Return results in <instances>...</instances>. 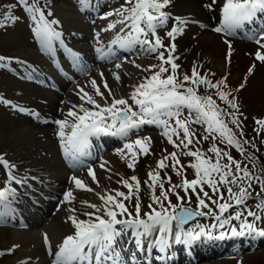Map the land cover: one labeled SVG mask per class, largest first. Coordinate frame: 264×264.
<instances>
[{"label":"snow or ice","instance_id":"6c2138e0","mask_svg":"<svg viewBox=\"0 0 264 264\" xmlns=\"http://www.w3.org/2000/svg\"><path fill=\"white\" fill-rule=\"evenodd\" d=\"M88 2L89 0H79L82 7H87ZM215 2L216 0H213V3ZM19 3L36 23L35 33L46 51L55 53L54 41H59L60 46L64 47V41L61 39L62 33L53 27V25H58L59 21L55 19L49 21L46 18L40 0H31V2L30 0H19ZM169 3L170 0H125L120 9L114 13H108L104 17L107 19V16L115 15L118 19L109 23L102 31H110L120 25L119 32L121 33L111 40L107 52L100 41L99 33L96 35L97 43L100 45L96 48V52L101 58L115 57L116 54L112 51L113 45H118L119 48L127 51H132L135 46L139 45L142 50L148 53H158L157 58L160 61L159 65H150L143 70L151 71L158 68V71L134 85L128 99L116 98L101 74L103 88L108 95L105 96L95 79L91 80L94 95L80 89L78 95L83 103L69 109L66 119L55 120L54 123L58 126V138L65 156H70L76 161H79L80 157L88 155L87 150L91 147L90 138L92 137L104 135L127 138L130 132L139 129L142 125H157L163 129V135L174 148L181 151L183 155L194 158V162L188 167L194 169L195 178L190 181L182 178L179 185L171 184L169 179L170 187L165 189V182L159 172V170L169 167L165 161L171 159L170 167L177 175L183 177L184 172L183 166L177 167L180 165L177 152L169 153L157 163V170L147 174L148 181L145 183L151 190L152 203L148 205L150 211L145 212L142 216L139 196L140 181L136 176L127 179L121 177L117 183L127 189V192L116 189L102 194L97 193L101 204L81 202L83 206L93 209L91 212L82 213L87 219H79L75 215L68 218L74 227V232L63 240L58 251L52 253L49 249L50 254L54 255L53 264H129V260L131 264H140L137 259L139 252L144 251L147 247L149 250L156 248L161 254H164L170 248L169 237L173 235L176 244H183L189 248L194 242L204 239L264 238V228L256 226L257 222L264 221V177L253 176L247 166L242 167L240 161L233 158L228 151L217 147L215 143L207 149V152L212 153L215 157L214 160L199 148L194 151L189 149V146L194 143H200V139L196 138V134L190 126L192 124L206 125L205 132L207 134L202 137L203 140L206 141L209 138L215 140L216 134H218L221 143L234 147L248 160L255 159L246 155L241 141L228 127V123L224 119L225 113L219 108L216 101L211 96L198 94L200 85L218 89L219 99L239 111L234 102L228 101L229 94L219 91L221 86H226L225 80L212 83L205 76H201L194 66L191 76L184 75L183 80L179 81L177 76L179 65L175 63L178 57L173 55L176 50L175 44L173 43L165 49L167 58L164 51H159L163 47V43L157 36V29L169 19L168 14L163 11ZM221 12L222 24L214 31L234 35L237 29L254 21L258 13L264 15V0H225ZM51 15L52 13L49 11L48 16ZM6 19L14 21L16 18L7 16ZM176 22L178 26L173 27L167 33V36L172 40H175L176 36L183 31L182 26L188 23L187 20L181 18H176ZM254 40L260 48L264 49V43H261L264 40V34ZM225 42L228 43V41ZM229 49L231 50L230 43ZM66 50L74 60H80L79 54L71 49ZM230 55L231 51H229V57ZM4 59V57H0V61ZM255 59L264 62V53L257 51ZM115 67L119 69L121 64L117 63ZM136 67L140 66L136 65ZM114 78L119 81V74H114ZM185 84L191 86L185 87ZM96 97H99V100ZM109 97H111L110 103ZM2 102L8 103V101ZM85 104L91 105V107H85ZM134 107L138 111L134 110ZM185 109L188 112L187 116H184ZM227 115L232 117V124L240 126L235 113ZM182 116H184L183 119H181ZM255 123L259 129H264V119H258ZM240 134L243 135L242 132ZM257 134H259V130H257ZM173 137H176V140ZM244 143H248V141H244ZM149 146V138L136 139L134 142L124 144V149L130 156L127 165L130 169H135L138 155L149 154ZM125 158L127 159V157ZM221 161L226 162L222 163ZM0 166L7 172L5 187L0 189V206L8 207L9 197L15 198L17 191L11 187V184L14 182L23 186L27 183V177L17 178L14 175L15 165L4 159L3 156H0ZM101 167L104 168V164H101ZM88 176L99 186L95 171L91 167L88 169ZM70 180L77 190L94 191L75 176ZM254 183L258 184L260 189L256 192L255 197H253ZM205 186L211 190L212 196L204 190ZM221 187L226 189V196L221 191ZM157 188L160 189L159 196L155 194ZM177 188L184 191V197L180 196ZM169 193L176 196L177 204H172ZM190 193L196 196L197 206L195 209L184 206L185 197H187L188 203L191 202ZM213 196L216 198L213 199ZM133 199L136 201L135 214L129 212L128 206L125 204V201ZM249 199H255V210L249 207L247 203ZM63 200L71 204L75 200L73 191H67ZM206 200L215 205L218 211H214L209 203H206ZM165 202H167V206H165ZM153 204L158 205L159 210L153 207ZM203 209H207V211H203ZM230 209H234V212L230 213ZM69 211L75 213L76 209L71 208ZM226 213L230 214L226 216ZM197 217H211L215 223L211 225L197 223L195 227L185 230L183 226ZM173 221L178 229L174 233ZM232 221H238V226H232ZM226 226H228L226 231H218L216 234L217 230L225 229ZM125 237H128L135 245V251L128 252L129 259L122 255V252L128 251L122 243ZM44 240L47 245V235ZM157 259L161 261V264H169L174 257L160 255Z\"/></svg>","mask_w":264,"mask_h":264},{"label":"rangeland","instance_id":"374dc122","mask_svg":"<svg viewBox=\"0 0 264 264\" xmlns=\"http://www.w3.org/2000/svg\"><path fill=\"white\" fill-rule=\"evenodd\" d=\"M186 1L196 5L197 8H200L203 11V14L202 16H199V21H197V23H192L194 25L193 32L188 33L186 26L190 25L185 24L182 26L183 31L176 36L175 40H172L167 36V33L171 31L173 27L178 26L176 18L184 19L183 16L180 15L179 6ZM57 3H59V5L63 4L68 10H70V13L77 18L84 19L86 18L84 14L83 16L79 15V12L74 13L73 10L77 8L79 10H89V6H91L92 9L98 8L100 12H105L104 15H106L108 13L115 12L117 9H120L121 6L124 5L125 0H89L87 7H82V5L79 3V0H57ZM224 3L225 0H216L215 3H213V0H170L168 6L163 10L168 14L169 19L163 26L157 29V36L163 43V47L159 49V51H164L165 57L167 58V52L165 49H167L169 45L173 43L175 44L176 50L173 55L174 57H178V59L175 60V63L179 65V68L177 69L179 81L183 80L184 75L191 76L194 66L201 76H205L212 83H219V81L222 79L225 80L226 86H221L219 91L228 93V101L234 102L238 106L239 111H236L235 109L231 108L228 103L219 99V96L217 95L218 89L207 88L204 85H200L198 94L211 96L212 99L216 101L219 108L222 109L223 113H225L224 119L228 123V127L233 130L236 138L241 141L242 146L244 147L248 145L247 143H244V141H248L251 138L258 141H264V129H259V126L255 123V121L258 119H264V62L256 60L255 54L257 51H261L262 53H264V51L260 49L254 40V38L259 36L258 33L264 34V20L262 21L259 27L260 29L257 32L251 36L246 35L244 38H241L240 36H237V38L236 36L227 35L225 32L217 33L214 31V29L217 26L219 27L221 22V9ZM40 5L45 12L46 18L49 21L53 20L55 16L49 1L40 0ZM209 5H211V7H208ZM49 11L52 13L51 16H48ZM7 16H13L16 19L14 21L8 20L6 19ZM91 17H94V15L92 14ZM256 20L261 21V19L258 17H256ZM257 21L254 19V21L246 23L244 26L253 25L254 27L258 28L259 24ZM92 23L93 21L90 22V25H92ZM35 28L36 23L30 18V14L24 10L23 6L19 3V0H0V57L5 58L3 61H0V156H3L4 159L9 161L11 164H17L18 167L15 169L17 170V173L24 174L25 177L31 178L29 181L35 179L34 181L40 182V184H42L45 188L54 190L55 186L47 182L49 173L46 170L41 171L43 169L36 167L37 165H34L35 163H33V160L30 159V157L35 159H45L47 161L48 159L50 161L53 160V164L56 166L55 162L57 161V145L55 143L59 142L60 140L58 137L51 138V133L53 131L58 133L59 130L58 127H55L56 124L54 121L63 119H61L60 116L56 114H52V117L51 114L47 112V108L43 109L40 105L42 102L46 101L43 99L46 96L52 98V94H49L48 91L34 86L38 91L37 93L41 94L42 97H40L36 96L35 92L33 94L31 92L27 93L24 90H20L22 88H28L33 84L26 80L25 76L27 74L34 77L37 76V74L42 76L41 71L53 72L52 66L47 60L48 57L43 55V51L38 47V37L35 33ZM256 28H254V30H256ZM149 38L154 39L152 37ZM225 41H228V43ZM237 41H239V43H247L250 47L246 45L243 47L241 45H237L235 43ZM229 43L231 44V50L229 49ZM229 51H231L230 57ZM157 56L158 53L145 52L142 55L137 54L133 55V57H128L130 60H133V62H136V64L140 66H135L136 71L134 74L137 80L136 83L133 79H127L126 77L117 81L115 78H113V75H110L108 66L102 65V63H98L97 67L95 66L96 69L94 68V71L90 70V74L92 72H99V69H97L99 67L102 70L101 73L107 81V84L109 85V88L111 89L114 96L116 98L123 97L128 99V95L133 90L134 85H137L145 77H149L153 72L158 71V68H154L151 71L143 70L148 68L150 65H159L160 61ZM91 57H93L92 54ZM209 58H211V60L213 59L214 61H217L219 66H211ZM165 66L169 67L168 65ZM250 69L251 72H249ZM189 86L191 85L185 84V87ZM58 94L59 96L54 99L57 101L53 106L54 111L56 112L57 110L61 109V107L66 106V104V108H68V110L72 109L74 105H78L79 102L82 104L77 94H72L66 89L63 91L58 90L56 95ZM64 94L73 97L72 99L69 97L68 100H63L65 97H63ZM105 94L106 96L108 95L106 90ZM108 99L110 103L111 97ZM36 100L38 103L35 105L31 103L29 104V102ZM2 101H8V103H4ZM129 103H132L130 99ZM84 106L89 108L91 107V105L86 104ZM21 109H23V111H21ZM136 109L137 108L134 107V110ZM228 113H235L236 118L240 122L239 127L231 123L232 117L227 115ZM30 114L34 116V120L37 118L36 121H34L35 124L34 122L31 123L33 125L24 123V126H20L19 118L21 116H25L30 122V119L32 120ZM40 115H47L51 117L50 123L48 124L53 127V131L51 130L48 136H46L45 130L34 128V125L42 124L38 119ZM187 115L188 112L185 109L184 116ZM184 116H182L181 119H183ZM64 119H66L65 116ZM43 124L47 123L44 122ZM22 127H24V129ZM190 127L196 134V138L200 139L199 144L194 143L193 145L189 146L190 150L194 151L199 148L201 151L205 152L207 156L212 157L214 160L215 157L212 153H208L207 149L213 143H215L217 147L221 148L223 151H228L236 160H238V155L243 158L245 157L238 153L234 147H229L225 143H221L218 134H216L215 140H212L211 138L206 141L203 140L202 137L207 134L205 132L206 125L202 126L199 124H192ZM257 130H259V134H257ZM241 132L243 135L240 134ZM95 138L99 140L103 138V136ZM144 138L150 139L149 154L138 155L135 169H130L127 166L130 156L127 150L124 149V144L134 142L136 139ZM173 139L176 140V137H173ZM114 141L115 138L113 136H109L107 139L106 137L102 139V142L108 143L107 148ZM178 142L179 141L177 140V143ZM262 149H264V146ZM52 150L55 151V160L54 156L53 159L51 156ZM174 151L177 152L180 160V165L177 167L179 168L183 166L184 172L183 177L177 175L176 172L170 167L172 164L171 159L165 161L169 167L159 170V172L161 178H163L165 182V189H167L170 187V184L168 183L169 179L171 180V184L179 185L182 182V178H186L189 181L195 178L194 169L188 167V165L194 162V158L183 155L181 151L174 148L173 145L168 142L165 136L162 137L158 131L150 129H137L136 131L130 132L127 138L121 139L120 143L111 145L109 150L100 152L98 155L99 157H96L93 159V161L87 162L84 167H81V169H86L87 166L91 167L95 171L96 178L99 182V190L104 192L116 189L127 192V189L123 188L121 184L117 183V181H119L121 177L127 179L131 176H136L141 185L139 196L141 215L143 216L145 212L150 211L148 205L152 203L150 199L151 190L149 189L148 184L145 183V181H148L147 174L151 171L157 170V163L164 159V157L169 153ZM245 153L247 155V152ZM16 154H18L17 156L20 157V160L16 159L14 156ZM26 156L29 157V160L26 158ZM125 157H127V159ZM221 162L223 163L226 161ZM57 164L59 163L57 162ZM101 164H104V168L101 167ZM88 169L84 170L83 173L80 174L83 177L80 180H83V182L88 187L96 188L97 184L94 183L91 177L88 176ZM59 170L62 171L61 169ZM5 171L6 170L0 166V184L6 181L5 177H7V174H5ZM75 171L77 170L75 169ZM41 176L43 179H40ZM31 188V190L38 189L37 191L40 189L36 185H33ZM253 189L256 191L259 190L255 183L253 184ZM21 190L25 195L28 196V192H30L28 187ZM204 190L208 191L210 196L213 195L207 186H205ZM235 190L236 189L234 188V191ZM221 191L224 192L225 196L227 195L226 189L224 187H221ZM250 191L252 190L250 189ZM256 191H253V197H255ZM43 192L45 195H48L47 191ZM75 192L78 197L81 196L83 198H89V196H86L87 193H85V191L76 189ZM177 192L180 194V196H185V193L181 188H177ZM155 194L159 196V188L156 189ZM190 195L191 202L188 203V199L185 197L184 206L195 209L197 206L196 196L191 193ZM33 197L36 198L37 196ZM169 198L172 204L175 205L178 203L174 194L169 193ZM215 198L216 197L213 196V199ZM255 202V199H249L247 201L249 207L252 208V210H255ZM135 203V199L131 201H125L129 212H132L133 214H135ZM206 203H209V206L212 207L214 211H218L216 206L212 205L210 201L206 200ZM42 206H44V204ZM165 206H167V202H165ZM153 207H156L157 210H159L158 205L153 204ZM203 211H207V209H203ZM233 212L234 209H230V213ZM230 213H226L225 215L227 216ZM16 217L3 216L2 219H14ZM33 217L37 218V216ZM249 220H251V218H249ZM197 223L201 225H211L215 223V221L211 217H197L196 219H193L187 223L188 225L186 229L195 227ZM238 224V221H232V226H238ZM256 226L257 228H264V221L257 222ZM227 227L228 226H226L225 229H221L220 231H226ZM3 228L4 227L1 226V229ZM216 234H218V232H216ZM14 235L15 230H0V236L4 237L7 243L12 240ZM171 237L174 239V235ZM244 238L245 237L230 238L221 241L219 239H204L194 242L190 248L186 246L183 247L181 244H177L174 249L171 251H166L162 255L172 256L173 254L194 250V248L199 247L198 251L194 252V254L188 255L185 253L184 257H180V261H183L180 264H184V261L185 264H264V240L261 238L258 240V238L252 239L249 237L247 242L249 246H247V243L243 241ZM230 242L231 244L229 245ZM228 245L230 248L228 251L229 253L223 252L228 249ZM3 248L4 247L0 245V253H2L4 250ZM8 250L15 251L12 248H8ZM156 251V248L150 249L148 258L143 259L142 253L140 252L137 254V257L138 259L142 258L143 260L141 259V261L146 263L159 262L160 260H158L157 257L160 255H158L159 253ZM204 253L205 255L200 256ZM5 257L10 258L11 256L6 253L3 255L0 254V264H2V261Z\"/></svg>","mask_w":264,"mask_h":264},{"label":"bare ground","instance_id":"6f19581e","mask_svg":"<svg viewBox=\"0 0 264 264\" xmlns=\"http://www.w3.org/2000/svg\"><path fill=\"white\" fill-rule=\"evenodd\" d=\"M48 1L50 3L51 9L54 12V16H55L54 19L59 21V24L53 25V27L56 28L57 31L62 33L61 39L64 41V47L60 46L59 41H54L53 46L56 45L59 49H58V52L55 51V53L52 54L43 48L39 39H38V44H39L38 47L43 51V54L48 57V60H50L51 63L55 65L54 68L61 65L59 63L61 60L60 57H62V59H64L65 63L69 64L71 70L73 71V73H72L73 77L68 75V77L65 78L62 74V78H58L56 80H51V79L47 78L46 71H41L42 77H39V78L43 79L42 80V81H44L43 84L45 83V81H46V83L48 82V85L45 88L49 94H52L51 95L52 98L47 97V96L46 97L43 96V97H45L43 99L46 100L45 102H42V104H40L43 109L47 108V112H49L52 117H53L52 114H56V115H59L60 118L64 120V116L66 117V113L69 111L68 108H66L67 104L65 103L66 106L61 107V109L57 110V112L54 111L53 106L57 101L54 99L57 98L59 96V94L56 95L53 92H56L57 90L63 91L66 89L67 91H70L72 94H75V95L77 94V96L79 98V95H78L79 90L84 89V91H87L90 94L94 95V90L92 89L91 83H90V81L93 79L96 80L97 84L101 88V91L104 92V94H105V89L103 88V81L101 79V74H102L101 71L102 70L99 67L97 68V69H99L98 70L99 72H97V73L92 72L90 74V71H89L88 75L87 76L85 75V74H87L88 68L90 66H92L93 68L96 69L98 63L99 64L102 63L101 61L104 62V65L108 66L109 71H110V75H113V78H114V74H119L120 79L126 77L127 79H133L136 83L137 80L135 78L134 73L136 71L135 66L137 64H136V62H133V60H130V58H128V57H131V56L133 57V55H137V54L138 55L144 54L146 51L142 50L141 46L137 45V46H135V48L132 51H127L125 49L119 48L118 45H113L112 51L115 52V54H116L115 55V57H117L116 62L110 61L111 57L101 58L100 55L96 52V48L100 46L97 43V39H96L97 33H99V38L103 44L105 52L108 51V45L110 44L111 40L113 38H115L116 35L121 34L119 32L120 25H117V27L115 29H112L110 31H102V29H105L109 23L115 22L118 19V17H116L115 15H111V16H107V19H105L104 17L107 15V14L104 15L105 12H100V10L98 8L92 9L91 6H89V10H86V9L85 10H79V15L83 16V14H84L86 16V18H84V19H79L76 16H74L73 14H71L70 10H68L63 4L59 5V3H57V0H48ZM90 8H91V11H90ZM179 12H180V15L183 16V18L188 21L187 24L190 25V26H186L187 32L188 33L193 32L194 25L192 23H194V22L197 23V21H199L198 18H199V16H202L203 11L200 8H197L196 5L186 1L183 4H180ZM92 14L94 15V17H91ZM92 21H93V23H92V25H90V22H92ZM221 24H222V19H221V22L219 24V27L221 26ZM246 27H250V29H251L250 33L255 32L254 28H256V27H254L253 25H246ZM256 29H258V28H256ZM237 42H235V43L237 45H241L242 47L245 45L250 47L249 44H247V43H239V41H237ZM262 42L264 43V40H262ZM66 49H71L73 52L79 54L80 60L78 61L79 62L78 65H76L73 62V57L68 53V51ZM57 53L58 54L60 53V56H59L60 60L56 59ZM91 54L93 57H91ZM98 59H100V60H98ZM103 59H106V60H103ZM209 59H210L209 62L211 64V66L212 65L219 66V63L217 61H214L213 59L211 60V58H209ZM56 61H57L58 65L56 64ZM117 63L121 64V68L117 69L115 67V65ZM65 67H62V68L64 69ZM61 73H63V72L61 71ZM69 77H72V78H69ZM103 79L105 80L104 77H103ZM31 86H33V87H31ZM31 86L28 87L30 89L22 88L20 90H24L27 93L31 92L33 94L35 92L36 96L42 97L41 94L37 93L38 91L35 88L38 86L35 84L31 85ZM105 96H106V94H105ZM31 97H32V95H31ZM63 97H64V99L62 98L63 100H68L70 96L64 94ZM72 97L73 96H71L70 98L72 99ZM96 99L99 100V97H96ZM36 101L29 102V104L31 103V104L35 105L36 103H38V101L37 102ZM81 103H83V102L81 101ZM101 103H102V101H101ZM79 104H80V102H79ZM18 116H21V115H18ZM30 116L32 118V120L30 119V122H29L28 118H26L25 116H21L19 118L20 119L19 125L24 126L23 125L24 123L28 124V125H33L31 123L36 121L37 118L34 120V116H32L31 114H30ZM38 119H39L40 123L43 124L45 122L47 124H43V126H42V124L41 125L36 124V125H34V128L45 130L46 136H48L49 132L51 130L53 131V127L50 126V124H48V123H50L51 117L47 116V115H44V116L40 115L38 117ZM34 124H35V122H34ZM55 127H58V126L56 125ZM22 128L24 129V127H22ZM139 129L140 130L159 129V126L152 125V124H145L144 126L140 127ZM44 133H42V134H44ZM102 136H103V138H101L99 140L96 139L95 137L90 138V140H92V139L93 140L91 142V147L87 150L88 155L80 157L79 161L73 160L70 156L66 157L64 154V151L61 147V142L60 141L56 142L55 143L57 145L56 146V153L58 155L60 154L59 156L64 161L65 160L70 161V163H68V166H66V168H65V170H63V172L59 170L62 168V166L60 168L59 164H57L58 160L55 162V164H56V166H55L53 164V160L50 161L48 159V161H47L45 159H40V158L35 159V158L30 157V159L33 160V163H35L34 165H37L36 167L43 169L41 171L46 170L49 173L47 182L54 185L55 187H54V190L53 189L49 190V189L45 188L42 184H40V182L34 181L35 179L29 181V179H31V178H27V183L23 186L17 185L14 182L11 184V187H13L17 190L16 196H15V198L9 197L10 204L8 207L0 206V224H4V228L1 229V226H0V230H2V231L5 229L12 230V231L15 230V235L9 243L6 242L4 237L0 236V245L2 247H4L3 248L4 250L2 251V255L6 253V254L11 256L10 258L5 257L4 260L2 261V264H53L54 255L50 254L49 249H51L52 253H55L56 251H58L59 246L62 244L63 240L68 235H72L74 232V227L68 218L72 215H75L79 219H87V217L83 216L82 213L85 211L91 212V211H93V209H89L86 206H83L81 203L82 201H87L89 203L98 204V205L101 204V201L99 200L97 193L102 194V193H104V191L99 190V187L96 186V188H92V189H94L93 192L85 191V193H87L86 196H89V198H83L81 196L78 197L75 194L76 188H75L74 184L71 182L70 178L75 176L79 179H82L83 177L80 174L83 173V171L85 169L80 168V169H77V171H75V170H73V168L76 167V165L82 164V162L84 160L81 161V159H87V158L91 159V157L96 155L98 152L107 148L108 143L102 142V139H104L105 137L107 139V138H109V136H104V135H102ZM52 137L53 138L58 137V133L56 131H53L51 133V138ZM42 138H44V137H42ZM17 155L18 154L14 155V156L16 157V159H19L20 157H18ZM51 156H52V159L54 156V160H55V156H56L55 151L52 150ZM26 158L29 160V157L26 156ZM17 167H18V165L16 164L15 169ZM88 168L89 167H87V169ZM5 173L7 174L6 171H5ZM14 175H16L17 178L25 177L24 174L17 173V170H14ZM6 179H7V177H6ZM40 179H43L42 176L40 177ZM33 185H36L40 188L39 191H37V192H31L32 196H37L36 202L32 201V198L25 195L24 192L21 190V189H24L27 187L31 190L32 189L31 187ZM4 187H5V182L0 184V189H3ZM69 190L73 191V194L75 197V200L71 204L66 203L63 200L64 194ZM32 191H34V189ZM43 191H47L49 193V197L46 196L47 197L46 198V197H44V195L39 194V192H42L44 194ZM61 197H62V200H61ZM43 204H44V206H42ZM18 206L26 209V212H27L26 217H28L29 222H27V220H25V217H23L24 216L23 214L18 212V210H17ZM71 208H75L76 212L75 213L70 212L69 209H71ZM55 210H57V211H55ZM3 216H15V217L18 216V217L14 218V219H5V218L2 219ZM33 216H35V217L37 216V218H34ZM32 221H34V222H32ZM177 230L178 229L176 228V224H175V222H173V233ZM220 230L221 229L217 230V232ZM45 235H47V237H48V244L47 245L45 244V240H44ZM127 239H128V237H125L124 240L122 241V243L125 244ZM169 243H170V248L167 249L166 251H171L172 249H174L177 246V244L174 242V239L171 236L169 237ZM257 245H259V244H257ZM124 247L128 250V251L123 252V253H125V254H122L124 256L127 255L128 252H130V251H135L133 248V245L131 243L125 244ZM8 248H12L15 251H12V250L9 251ZM198 248L199 247L194 248V250L183 251V252H179L177 254H173L172 256L174 257V259L172 261H170L169 264H177V262H180V257L181 258L184 257L185 253L188 255H192V254H194V252L198 251ZM149 251L150 250L147 249V247H146L144 251L140 252V253H142V258H148ZM156 252L159 253L158 255H162L158 249ZM137 259H138V257H137ZM140 263L142 264V263H146V262L140 261ZM146 264H161V261L150 262V263H146Z\"/></svg>","mask_w":264,"mask_h":264},{"label":"trees","instance_id":"16d2710c","mask_svg":"<svg viewBox=\"0 0 264 264\" xmlns=\"http://www.w3.org/2000/svg\"><path fill=\"white\" fill-rule=\"evenodd\" d=\"M248 145L244 146L245 152L247 155L254 157V160H248L245 157H241L238 155V160L241 162L242 167L247 166L253 176H261L264 177V141L263 140H255L253 138L248 140ZM257 188H259L258 184H255ZM260 190V189H259ZM259 190H255L258 192Z\"/></svg>","mask_w":264,"mask_h":264},{"label":"water","instance_id":"95a60500","mask_svg":"<svg viewBox=\"0 0 264 264\" xmlns=\"http://www.w3.org/2000/svg\"><path fill=\"white\" fill-rule=\"evenodd\" d=\"M185 207H187V206H185ZM190 221H191V220H190ZM190 221H189V222H190ZM184 226H185V225H184Z\"/></svg>","mask_w":264,"mask_h":264}]
</instances>
